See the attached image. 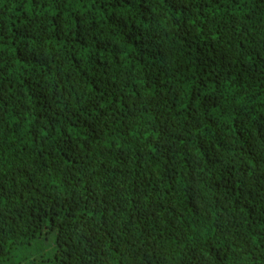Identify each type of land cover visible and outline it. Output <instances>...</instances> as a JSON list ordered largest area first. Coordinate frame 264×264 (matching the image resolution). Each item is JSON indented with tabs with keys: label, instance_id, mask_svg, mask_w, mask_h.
Wrapping results in <instances>:
<instances>
[{
	"label": "trees",
	"instance_id": "16d2710c",
	"mask_svg": "<svg viewBox=\"0 0 264 264\" xmlns=\"http://www.w3.org/2000/svg\"><path fill=\"white\" fill-rule=\"evenodd\" d=\"M0 264H264V0H0Z\"/></svg>",
	"mask_w": 264,
	"mask_h": 264
},
{
	"label": "rangeland",
	"instance_id": "374dc122",
	"mask_svg": "<svg viewBox=\"0 0 264 264\" xmlns=\"http://www.w3.org/2000/svg\"><path fill=\"white\" fill-rule=\"evenodd\" d=\"M50 242L44 241L39 246H34V248L29 249H22L19 251V255L22 257H28V256H40L42 255H50L52 252H48L50 249Z\"/></svg>",
	"mask_w": 264,
	"mask_h": 264
}]
</instances>
